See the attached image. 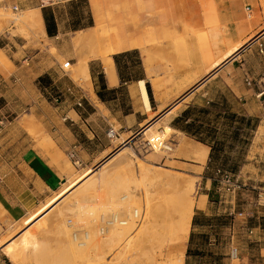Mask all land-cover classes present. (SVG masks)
<instances>
[{"label":"rangeland","instance_id":"rangeland-1","mask_svg":"<svg viewBox=\"0 0 264 264\" xmlns=\"http://www.w3.org/2000/svg\"><path fill=\"white\" fill-rule=\"evenodd\" d=\"M83 12H87L83 2L76 6L64 3L57 8L64 21V31H69V23ZM30 15L31 12L14 13L11 9L0 8V162L16 160L21 151L31 145L46 152L49 150L45 127L49 123L57 124V105L65 94L73 91V82L86 89L82 80L75 76L82 59L95 50V44L90 41L73 42L79 33L89 30L50 39L37 26L25 23L26 26L25 21L20 23ZM215 24L216 33L195 35L196 49L205 46L207 50H216L224 45L227 27L213 21L208 26ZM222 26L224 31H221ZM262 31L264 29L239 42L244 47L234 55L242 58V53L249 54L244 61L245 70L237 68L236 78L240 82L243 80L248 89L253 115H243L244 107L239 100L235 102L225 80L219 81L211 91L212 95L226 100L223 110H236L239 116L251 119L240 142L228 140L226 143L224 155H229L228 164L238 162L236 173L229 171V165L222 167L213 163L205 171L207 179H203L196 166L178 167L177 162H171L176 149L164 154L151 150L146 142L150 134L157 133L169 139L172 132L166 127L159 129V126L147 129L102 158L88 172L71 179L68 194L91 176L90 200L85 206L80 205L69 213L65 211L69 199L62 202L65 194L60 195L55 199L60 202L58 206L49 208L57 202L54 200L23 222L7 220L1 206L4 213L0 212V257L7 258L8 264H151L150 219L160 215L173 197H178L177 189L167 186L170 179L185 177L197 184L196 201L205 196L202 193H209V215L203 220L204 226L199 227L195 207L184 264H264V55L260 50L249 52L250 46L261 38ZM174 45L178 53L155 56L165 69L174 65L183 67L195 57L190 54L192 44L187 40H178ZM219 57L216 54L207 56V63ZM43 76L46 79L41 82ZM247 79L251 85L247 84ZM23 121L31 123L30 131L23 127ZM27 138L30 141L23 144ZM13 147H21V150L13 151ZM125 147L132 156V160L129 157L126 161L133 166L122 163L124 168L118 158V162L117 159L109 161ZM219 169L222 170L219 172ZM101 170L105 172L100 176ZM131 187L133 190L128 191ZM125 194L128 196L122 198ZM75 200L78 196L72 201ZM36 218L40 219L33 223ZM108 221L111 224H106ZM29 224H32L30 228ZM24 231L29 236L21 238ZM233 247L239 250L237 259L231 257Z\"/></svg>","mask_w":264,"mask_h":264},{"label":"crops","instance_id":"crops-1","mask_svg":"<svg viewBox=\"0 0 264 264\" xmlns=\"http://www.w3.org/2000/svg\"><path fill=\"white\" fill-rule=\"evenodd\" d=\"M82 2L87 6V12L73 18L69 31H64V21L57 8L64 3L76 6ZM15 6L19 8L18 12L13 10ZM0 8L11 9L14 13L39 11L43 15L45 35L50 39L93 30L96 26L111 27L117 22L139 25V32L132 38L135 44L116 49L112 54L113 78L100 58H92L88 63L91 86L83 89L73 82V91L65 94L57 105V124L49 123L45 127V133L49 135L45 141L50 143L47 152L31 145L23 149L16 160L0 162V212L4 213L2 206L5 218L11 222L27 220L60 195L65 194L61 200L67 201L74 192L66 193L74 176L88 172L124 143L156 126L172 132L170 138L175 143L176 155L171 162H177L178 167L196 166V171L207 179L205 171L211 146L216 140L212 134L219 137L222 133L230 134L236 126L235 122L231 126L226 116L237 111H222L226 100L211 94L221 80H225L233 92L235 102H241L245 109L243 115H253L248 89L243 80L240 82L236 78L237 68L245 70L244 61L249 54L246 52L242 53V58L235 57L244 46L234 54L231 52L239 44L243 45L239 42L264 29V0H1ZM45 11L54 17L53 35L48 33ZM212 21L227 27L226 42L216 50H207L205 46L196 49L193 44L195 35L217 32L216 24L208 26ZM224 28L222 26L221 31ZM178 40L192 44L190 54L195 57L183 67L174 65L165 69L155 56L178 53L174 45ZM262 43L264 46V32L250 46L249 52L260 50L259 44ZM212 54L220 57L211 58L207 63V56ZM244 76H247L246 72ZM141 82L147 92V85H150V110L143 101ZM194 107L207 111L192 109L185 113ZM111 128L117 131L115 139L107 135ZM194 133L207 140L199 141ZM29 141L27 138L22 143ZM13 148V151L21 150V147ZM206 189L209 190V186ZM201 195H205L206 200L204 207H197L195 213L199 227L204 226L203 220L209 215V193ZM59 204L57 201L49 208ZM7 260L0 257V264H8Z\"/></svg>","mask_w":264,"mask_h":264},{"label":"bare ground","instance_id":"bare-ground-1","mask_svg":"<svg viewBox=\"0 0 264 264\" xmlns=\"http://www.w3.org/2000/svg\"><path fill=\"white\" fill-rule=\"evenodd\" d=\"M41 14L39 11H32L29 18L20 20V23L21 21H25L24 24L25 23L33 24L37 26L40 32L45 33V27H44L43 18H42L43 15ZM21 17L24 18L25 16L24 17L21 16ZM138 32H139V25L134 26L131 23H127V22H117L111 27H107V26L97 27L96 26L95 29L89 30L86 33H81V34L79 33L73 40L74 44L82 43L84 40L90 41L95 44V50L91 52V55L82 59V61L80 62L78 73L76 74L75 78L76 79L80 78L82 80V84L84 85L83 87H85L86 89L91 86V82H90L91 77H90V71H89L90 67L88 63L91 58H95V57L102 59L107 69L108 74L110 75L111 78H113L115 68H114V62L112 59V54L115 52L116 49H120L125 46L134 45L135 42L134 40H132V38ZM243 46L244 45H239L234 50H232L231 53L234 54L235 52H238V50L242 48ZM86 47H89V46H86ZM211 71L209 70V72ZM200 82L201 80L198 83ZM140 86H141V90L143 94V101L145 103V106L147 110H150L151 104H150L148 92L146 90L144 82H141ZM22 125L23 127L29 129L30 131L31 123H29L28 121H23ZM157 136H159L157 133H153V134H150L148 137L151 139ZM127 150L128 149L125 147V149H122L120 153L113 156V158L110 159L109 161L114 162V160L116 161V159L118 158L120 160L118 162V159H117L118 163H121V164L129 163L128 161H126L130 157L129 156L130 153H128L129 151ZM121 160H123V162H121ZM117 165L118 164H116V166ZM129 165L133 166V163H129ZM126 166H128V164ZM103 171L105 172V170H101L99 175L103 174ZM90 180H91V176L90 178L84 179V181H81V183H79L77 187L78 190L75 189V191L72 194L74 196L70 197L69 201L67 200L68 205L65 211L70 213L75 208H79L80 205L85 206L86 203L89 202L90 200L89 199V188L92 186L91 185L92 181ZM196 185L193 179L185 178V177H177L173 180L170 179V181L168 182L167 186L172 187V189L173 188L177 189L179 195L176 198L173 197L171 202L165 205L160 215L153 216V218L150 219L151 221H150L149 227H151L150 228L151 235L149 239H150V245H151L150 247L151 252L153 254V257H152L153 261L151 262V264H184L187 244H188L191 225H192V219L195 213V207L197 206L199 208H202L205 205V198H206L205 196L200 197L196 201V198H195L196 195L194 193L195 192L194 190H196L195 188L197 187ZM129 190L131 191L133 190V188L131 187L130 189H128V191ZM76 196H78V200L72 201ZM127 196L128 194H125L122 198H126ZM66 198L68 197L66 196ZM79 199H81V201ZM40 218H36L32 222L34 223ZM32 224H29L28 228H30ZM106 224H111V221L106 222ZM25 231L22 233L23 235L21 236V238H26V236L28 235V233L25 234Z\"/></svg>","mask_w":264,"mask_h":264},{"label":"trees","instance_id":"trees-1","mask_svg":"<svg viewBox=\"0 0 264 264\" xmlns=\"http://www.w3.org/2000/svg\"><path fill=\"white\" fill-rule=\"evenodd\" d=\"M45 19L47 20L48 33H49V35H53L52 27H56L54 17L49 16L47 14V12L45 11ZM45 79H46V77L43 76L40 78V81L42 82ZM147 87H148V92L150 94V97L152 98L150 85H147ZM192 109L195 111H200V112H206L207 111L205 108L194 107V108H191V109L185 111V113L186 112L188 113V111H191ZM221 110L224 111L223 109H221ZM226 117L229 119L228 122L230 121L231 126L233 125L234 122L236 123V126L230 134H226V133L223 134L222 133L220 137L217 134H212L213 135L212 137H216V140H215L214 145L211 146L212 151L210 154V161L208 162V168L211 167L213 165V163H219L220 166H222V167H224V166L226 167V165H229L228 166L229 171L236 173L239 169V164H238V162H230V164H228V162L226 161L228 159V156H229V155H224V152H227L226 143L228 140H229V142L230 141L231 142H236V141L240 142L239 138L242 135V133L247 130V127H248L251 119L245 118L243 116H239V114H237V113H231V114L227 115ZM193 135L199 141L205 142L207 140L206 137L200 136L199 134L194 133ZM222 158H223V160H222ZM221 170L222 169H219V172ZM197 220H198V218H197ZM195 224H196V218H195ZM189 253H190V251L188 252V254Z\"/></svg>","mask_w":264,"mask_h":264},{"label":"built area","instance_id":"built-area-1","mask_svg":"<svg viewBox=\"0 0 264 264\" xmlns=\"http://www.w3.org/2000/svg\"><path fill=\"white\" fill-rule=\"evenodd\" d=\"M13 10L15 12H18L19 11V8L15 6V7H13ZM248 11L250 13V8H248ZM259 48H260V52L263 53L264 52L263 43L262 44H259ZM247 84L248 85H251V81L249 79H247ZM79 105H81V103H79ZM107 135L111 139H115L118 136L117 131L114 128H111L107 132ZM146 142H147V146L151 150H154L156 152H161V153H164V154L172 153L174 151V149H175V143H174V141L171 140V138H169V139L164 138V135H159L157 137L148 139ZM127 143H130V142H127ZM71 157L75 159L74 154H72ZM75 162L77 163V160L76 159H75ZM0 181H1V176H0ZM231 257L233 259H237L239 257V250H238L237 247H233L232 248V250H231Z\"/></svg>","mask_w":264,"mask_h":264}]
</instances>
